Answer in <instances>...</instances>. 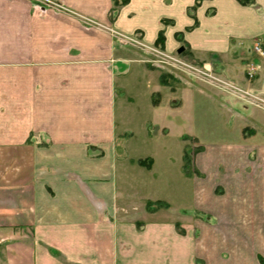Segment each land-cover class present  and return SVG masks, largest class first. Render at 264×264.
Segmentation results:
<instances>
[{
  "label": "crops",
  "instance_id": "1",
  "mask_svg": "<svg viewBox=\"0 0 264 264\" xmlns=\"http://www.w3.org/2000/svg\"><path fill=\"white\" fill-rule=\"evenodd\" d=\"M47 1L0 0V264H264V111L99 28L263 96L264 0Z\"/></svg>",
  "mask_w": 264,
  "mask_h": 264
},
{
  "label": "rangeland",
  "instance_id": "2",
  "mask_svg": "<svg viewBox=\"0 0 264 264\" xmlns=\"http://www.w3.org/2000/svg\"><path fill=\"white\" fill-rule=\"evenodd\" d=\"M82 22H84V20ZM164 24H166V23H164ZM95 25H97V24H94V26ZM99 28H106L110 34L112 33L111 31L117 32L111 26L107 27V26L99 24ZM117 33L122 34L120 32H117ZM140 39L141 38H138L136 36L125 35V34H122V36L116 35V37H115V40L118 41L123 46L133 47L135 49L136 48L142 49L141 52L143 51V54H144L143 58H142L143 61L146 62V64L151 65L153 68H156L159 71H161L163 75L171 76L173 78L187 77L189 79H193L192 78V74H193L195 76L194 79L196 78V80H200V81L205 82V83L207 82L208 85H210L211 87H213L215 89H218L219 91L222 87L226 88L224 90L227 91L228 86L232 85L226 79H221L223 77H221V76H219L221 78L217 77V75H215L216 73L214 71L212 72L211 75H213V77H215L217 82L212 81V80H208L209 79L208 76L210 75V73L207 70H204V65H202L201 67H198V64L193 62L192 58L189 56L187 51H184L182 54H178V50L166 51L164 48L161 49V48H158L157 46L149 45ZM138 45H142V46L140 47ZM250 53H251L250 55L252 57H256V54H258L256 51H254L253 48H252V51H250ZM150 60H154L156 62H152ZM251 63H253V62H251ZM245 65H246L247 69L244 72L243 71L241 72L240 70H238L236 73H237V76H243L246 80H250L251 78L249 77V72L252 69H254V71L257 72L256 71V69H257L256 64L254 63L256 69L253 66L247 67V64H245ZM194 69L200 70V73L194 74V71H193ZM256 76H257V73L255 75V78H256ZM255 78H252L251 81L254 82ZM236 83L239 84L237 81H236ZM233 86H236V85H233ZM236 87H238V86H236ZM249 91H251V90H249ZM253 91H255V90H253ZM253 91H251V92H253ZM254 93H256V92H254ZM256 109H258V108H256ZM173 138H175V134L173 135ZM183 185H184L183 186L184 187V189H183L184 197L180 201L179 205L184 209L182 219H183V223H186V221L189 218H191L190 216H191L192 211H193V188H192V185H190V183H188V181L186 179L184 180ZM157 192H158V187H157ZM174 208H175V206H174Z\"/></svg>",
  "mask_w": 264,
  "mask_h": 264
},
{
  "label": "built area",
  "instance_id": "3",
  "mask_svg": "<svg viewBox=\"0 0 264 264\" xmlns=\"http://www.w3.org/2000/svg\"><path fill=\"white\" fill-rule=\"evenodd\" d=\"M46 3V5L51 9V10H61L63 12H66V13H69V10L61 7L60 5L58 4H55L54 2H51V1H47V0H42ZM84 21H87V19L85 18H82ZM111 35H113L114 37H116V35L118 36H122V34H119L117 32H113L111 31ZM137 40V39H136ZM138 46H142V45H138ZM255 51L262 57H264V49L261 47V46H256L255 48ZM152 62H156L154 60H150ZM151 63V62H150ZM204 70H207L210 75L208 76V80H212V81H216L215 77H213L212 74V70L209 66H204ZM194 74L195 73H200V70L198 69H194ZM203 74V73H202ZM255 75H256V72L254 71V69H252L250 72H249V77L252 79V78H255ZM192 77H195L193 74H192ZM217 82V81H216ZM227 92L236 97L238 100H240L241 102H243V104L247 107H254V108H258L260 110H263L264 111V96H261L257 93H254V92H251L249 90H245V89H241L240 87H236V86H233V85H229L228 88H227Z\"/></svg>",
  "mask_w": 264,
  "mask_h": 264
},
{
  "label": "trees",
  "instance_id": "4",
  "mask_svg": "<svg viewBox=\"0 0 264 264\" xmlns=\"http://www.w3.org/2000/svg\"><path fill=\"white\" fill-rule=\"evenodd\" d=\"M130 0H121V1H118V0H113L114 2V7L111 11V18L113 19V17L117 16L118 12H119V9L120 7L126 5L129 3ZM239 3L241 5H244V6H247V5H253L255 3L254 0H238ZM203 2V0H197L196 1V4L194 7H192L190 10H189V13L193 16L194 15V12L196 11L197 7L200 6V4ZM163 23H167L166 21H163ZM164 43H165V36H164V33L163 32H160L159 34V37L157 39V42H156V46L158 48H164ZM185 160H186V167L189 168L190 165H191V155L189 154H186L185 155ZM141 165H144V162H140ZM157 207V208H160V207H163V208H167V204H163L161 202H156V203H148V210L149 211H154L153 207Z\"/></svg>",
  "mask_w": 264,
  "mask_h": 264
},
{
  "label": "water",
  "instance_id": "5",
  "mask_svg": "<svg viewBox=\"0 0 264 264\" xmlns=\"http://www.w3.org/2000/svg\"><path fill=\"white\" fill-rule=\"evenodd\" d=\"M184 51H185V48H184V47H181V48L178 50V54H182Z\"/></svg>",
  "mask_w": 264,
  "mask_h": 264
}]
</instances>
